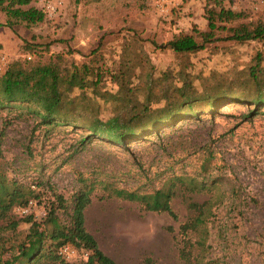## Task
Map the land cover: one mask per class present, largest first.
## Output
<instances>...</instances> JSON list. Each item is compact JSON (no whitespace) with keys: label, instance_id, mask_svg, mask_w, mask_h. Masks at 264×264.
<instances>
[{"label":"rangeland","instance_id":"1","mask_svg":"<svg viewBox=\"0 0 264 264\" xmlns=\"http://www.w3.org/2000/svg\"><path fill=\"white\" fill-rule=\"evenodd\" d=\"M48 3L60 7L49 15ZM222 3L241 13L236 22L264 20V0ZM206 4L207 0H33L31 5L45 12L44 20L33 26L8 27L0 12V51L9 62L45 60L49 55H61L67 64L85 62L93 69L89 81H98L75 99L87 110L95 107L102 118L125 115L127 98L147 102L150 82L158 98L175 94L185 78L200 89L213 78L242 77L258 53L264 67V40H216L187 53L159 47L176 34L206 30ZM28 40L38 45L35 54L23 53ZM79 92L74 89L71 95ZM251 108L223 102L200 118L168 120L158 125L157 136L154 130L140 135L129 151L96 136L81 144L87 132L80 127H49L30 115L14 117V112L0 111V169L38 194L26 207L10 211L18 220L15 230L0 220V257L16 253L29 227L21 220L24 216H44L51 189L69 199L84 178L95 180L85 226L107 255L118 264H142L146 256L156 264H180L177 231L189 215L188 196L178 192L172 200L178 215L174 220L165 212L145 211L136 202L109 196L105 187L113 183L149 192L177 174L214 181L210 191L190 197L210 203L205 260L264 264V105L259 113L244 117ZM86 255L73 247L63 253L69 264H82Z\"/></svg>","mask_w":264,"mask_h":264},{"label":"trees","instance_id":"2","mask_svg":"<svg viewBox=\"0 0 264 264\" xmlns=\"http://www.w3.org/2000/svg\"><path fill=\"white\" fill-rule=\"evenodd\" d=\"M32 1L0 0V12L6 16L5 25L12 27L22 23L30 27L42 22L45 12L31 5ZM222 1L207 0L204 14L206 30L196 29V35L176 34L159 47L170 48L176 53H187L200 50L216 40L241 43L264 40V20L253 24L236 22L241 18V13L226 8ZM37 46L33 41H25L23 53L35 54ZM45 48L48 49V45ZM262 59L263 55L256 54L255 63L248 66L242 77L213 78L200 89L184 77L183 84L171 96L157 98L150 82L146 87L147 102L127 98L125 115L117 112L102 118L95 107L87 110L85 104L80 105V101L75 99L85 89L97 84V79L89 81L87 78L93 72L88 64H67L61 55H49L45 60L40 57L34 60L17 58L8 62L5 71L0 74V111L14 112V117L30 115L38 119V123L49 127H80L87 132L79 141L81 144L96 136L129 151L130 145L140 135L154 130L153 134L157 136L159 124L179 117L200 118L205 111L212 114L219 103L242 102L252 105L244 117L259 113V107L264 105ZM96 75L99 76L98 69ZM74 89L80 92L72 96ZM162 100L165 101L163 106L152 107V103ZM140 169L147 172L145 168ZM147 177L151 179L150 175ZM94 183L95 180L82 178L81 184L69 199L51 189L50 196L44 200V216L39 220L31 215L21 219L29 224L27 232L17 243L16 253L7 258L0 257V264H69L59 253L65 245L87 253L82 264H118L100 248L85 226V208L92 200ZM213 185L212 179L199 180L196 176L170 174L149 192H142L139 187H118L113 183L105 184V187L109 196L136 202L145 211L165 212L174 220L178 219V215L172 207V200L178 192L187 195L189 215L179 223L177 231L180 264H215L214 261L205 260L204 254L208 237L209 200L196 201L190 198L193 194L210 191ZM37 196L33 190L24 188L0 169V220H4L9 228L15 230L18 226V220L10 217V211L14 207H26ZM142 264L156 262L146 256Z\"/></svg>","mask_w":264,"mask_h":264},{"label":"built area","instance_id":"3","mask_svg":"<svg viewBox=\"0 0 264 264\" xmlns=\"http://www.w3.org/2000/svg\"><path fill=\"white\" fill-rule=\"evenodd\" d=\"M60 4L59 3H48L46 4V10L48 11L49 15H51L52 13H54L56 11V9L59 6ZM8 57L7 55L4 53V52H1L0 51V74L3 73L8 65ZM70 247L68 245H65L63 246L59 253L63 255V253L67 252V250L69 249Z\"/></svg>","mask_w":264,"mask_h":264}]
</instances>
